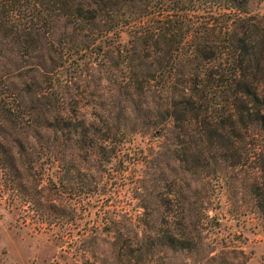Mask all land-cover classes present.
Wrapping results in <instances>:
<instances>
[{"label":"trees","instance_id":"1","mask_svg":"<svg viewBox=\"0 0 264 264\" xmlns=\"http://www.w3.org/2000/svg\"><path fill=\"white\" fill-rule=\"evenodd\" d=\"M60 19L67 28L54 37ZM263 19L252 13L250 0H0V78L22 70L19 81L3 80L9 92L0 89V115L15 128L27 116L32 136L54 131L46 149L55 150L59 186L93 196L129 190L137 198L145 208L142 236L130 242L124 231H114L122 262L160 250L204 253L196 233L202 217L186 212L196 199L183 191L202 173L255 162L250 190L264 218ZM124 31L127 40L120 39ZM90 71L96 83L108 79L128 98V114L115 111L112 98L98 104L105 118L73 116L83 105L72 89L88 81ZM140 96L151 97L146 107ZM139 132L149 134V142L125 143ZM5 133L13 134L0 121ZM17 146L0 147V174L7 189L20 193L27 145ZM76 149L106 155L117 186L78 181ZM170 173L181 186L159 196L154 190L165 187ZM72 182L77 186L69 187ZM106 213L114 223L111 205ZM163 217L168 224L158 235L147 231Z\"/></svg>","mask_w":264,"mask_h":264},{"label":"rangeland","instance_id":"2","mask_svg":"<svg viewBox=\"0 0 264 264\" xmlns=\"http://www.w3.org/2000/svg\"><path fill=\"white\" fill-rule=\"evenodd\" d=\"M250 8L252 13L264 16V0H250ZM66 28L67 23L60 19L54 26V37ZM120 39L127 40L128 32L124 31ZM91 73H87L88 81H78L79 86L72 89L83 105L80 115L73 116L105 118L106 113L98 104L105 105L112 98L118 103L115 111L127 113L128 98L118 93L108 79L96 83ZM95 73L98 76L99 73ZM21 75L19 69L14 75L1 77L0 89L9 92L7 85L3 84L10 82L11 78L19 81ZM261 85L264 86V77ZM140 97L144 106L151 99L150 96ZM71 102L73 105L74 100ZM21 117L23 119L19 117L21 122H17L15 128L12 121L3 120L6 117L0 115V121L13 133L11 136L0 134V147L8 148L14 143L21 148L24 142L27 145V152L22 156L26 160L20 165L22 191L7 189L5 178L0 174V264H264V218L256 209L250 190L256 172L255 162L224 168L221 174L202 173L189 190L182 183L183 191L196 199L195 207L186 212L202 217L196 233L204 247L203 254L178 252L172 255L170 251L160 250L159 254L143 261L125 263L115 255L116 246L122 240L114 231L122 230L128 241H136L143 234L140 221L145 214L141 217L139 212L145 208L138 206L139 201L129 190L113 196H93L75 194L70 188L59 186L55 177L58 171L55 150L48 152L46 149L55 142L54 131L42 129L44 136H32L28 133L27 116ZM141 133L133 134L125 143L134 148L149 142V134ZM76 151L72 161L80 166L78 181L108 180L112 187L117 186L116 169L106 163V155L101 152L94 155L85 149ZM116 161L113 159L110 165ZM179 182V178L170 173L162 182L165 187L158 186L154 192L159 196L165 191L173 193L175 185L181 186L182 181ZM76 183L72 182L69 187L77 186ZM30 194L35 201H31ZM108 205L118 214L114 223L107 221ZM151 210L147 209L148 212ZM166 219L159 218L147 231L158 235V230L168 224Z\"/></svg>","mask_w":264,"mask_h":264}]
</instances>
